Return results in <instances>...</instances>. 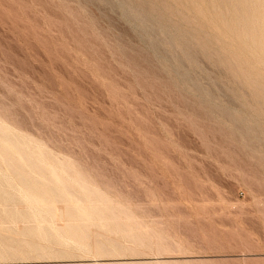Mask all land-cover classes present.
Returning <instances> with one entry per match:
<instances>
[{"label": "rangeland", "instance_id": "obj_1", "mask_svg": "<svg viewBox=\"0 0 264 264\" xmlns=\"http://www.w3.org/2000/svg\"><path fill=\"white\" fill-rule=\"evenodd\" d=\"M155 1L0 0V124L2 123L4 127L6 126L4 124H8L7 128L11 126V132H14V128L19 134L28 135V137L22 135L26 139L30 136L32 139H29L33 143L42 142L43 147L46 146L45 149H49V153L46 152L48 155L50 154L47 156L48 162L50 159V164L54 165L53 161H56L55 164H57V161L62 158L61 160H65L64 162L70 168L78 166L76 169L80 168L79 172H83L89 178L90 181H87L88 179L83 176L87 183L91 185L94 183L93 185L98 186L103 193L109 194L107 196L112 202L118 201L119 205H123L122 207L129 208L130 214L133 213V217L136 215V222L139 221L140 224L143 221L141 229L146 231L138 229L140 228L139 224V227L134 226L137 223L131 224L135 221L128 222L130 225L123 223V221L127 223L126 219L131 215L125 216V218L122 213L120 214L122 216L119 217H124L125 220L121 218L123 224H117V227L114 223L113 228L119 230L125 228L126 230L128 226L137 227L134 230L131 227L132 233L130 234H134L138 238L140 236L141 239L144 238V241L150 240L154 246L157 243H162L168 248L164 250H159L156 247H147L148 249H146L145 246L142 248L137 246V248L134 243L138 238L133 240L127 232L121 230L119 234V230L114 231L113 228V230L108 228L109 232L104 231V233L103 225L106 224L101 223L104 227L102 228L101 224L98 225L92 221L93 227L90 226L92 223L88 225V230L89 226L91 230L88 233L91 234L85 236L88 238V242L84 239L88 249L87 247L78 249L76 247L80 245L78 243L76 246L73 245L72 243L76 241L73 238H69L70 241L65 242L54 237H44L42 230L47 228L48 221H41L39 219L41 217L38 218L39 220L31 217V219L35 218V220L32 219L33 221L26 218L28 219L26 221V211L24 210L27 209L26 203L16 199L15 202H9L11 204L0 203V206L3 204V207L12 208L11 213H13L9 214L10 216L5 214L7 217L3 219L5 213L3 212L0 217L3 219L0 220L2 221L0 225L4 227H0L1 233L7 240H1L0 264H142V262L143 264H145L144 262L146 264H161L162 262L165 264L164 261L171 264H185L186 262L190 264H264V102H262L264 97L261 101L259 100L264 93L262 94V91L259 90L260 85H263L260 81L261 77L257 80L253 73L255 71L258 75L260 72L259 76H263L264 57H262V53L264 54V52L261 51L264 47H261L260 43L255 45L253 42L252 44L251 37L247 33V36L244 35L247 31H243L241 24L242 20L246 19L245 15L247 16L250 12L251 16H248L253 17L252 14L261 9L259 13L262 15L264 0L262 3L259 1L261 4L254 0L255 4L259 3V9L254 8L256 5H253V1L251 4L249 0L244 3V5L248 3L247 6L238 5V7H235L237 6L235 4L240 2L242 5L244 0H236L238 3L234 0L235 4L231 1L229 3V0H221L225 3L215 0L217 4L220 3L218 5L212 0L216 6L221 4L226 6V3L235 5L234 9L233 5L231 7L222 5L225 9L221 6L220 10L215 6L216 11L210 0H203L204 3L201 0H198L200 2L194 0L199 8L202 7L201 10L195 9L194 5L196 4L192 0H164V3L167 4L171 1L170 5L165 4L167 9L164 7L163 1L159 0L158 4ZM172 1L174 2L172 3ZM178 1L180 2L178 3ZM183 1H188V3L185 2V4ZM190 1L193 4H190ZM150 2L154 5L152 6ZM202 3L204 5H201ZM249 3L253 6H251L253 10L258 9V11H251ZM130 4L136 8L130 7ZM140 4L141 7H139ZM142 4L148 7H144ZM160 4L164 9L159 6ZM187 4H190L191 9L193 7L194 13L193 9L187 10L189 8ZM209 4L212 6L209 7ZM181 5L187 8L185 9L187 12L184 11V7L182 8L185 15L180 8ZM241 7L248 13L243 12ZM156 8L158 11L160 10V13H157ZM204 8H206L205 11L202 10ZM208 8L209 10L212 8L213 12L212 10L208 11ZM226 8L229 13L230 10L236 11L237 8V13L242 12V15L239 14L242 19L237 18L238 14L234 16L236 14L234 11H231V13H235L232 14L234 18H230L231 15ZM168 9H172L174 12V14L172 10V14L168 12L169 17L182 11L181 15L177 13L181 17L175 15L174 20L170 19L167 17ZM222 9L226 10L227 14L224 11L223 13ZM150 10L152 13L155 11V14H150ZM163 10H166V14ZM196 10L201 11V14L198 12V15H195ZM217 10L221 11L219 15L224 14L228 20L233 19L234 21L237 18L234 24L233 21L228 24L230 21L227 20L228 23L225 25L226 18L218 16ZM214 11L216 14L213 16ZM209 12H212L211 16ZM141 14L142 16H140ZM155 15L160 17L157 19ZM165 15L167 16L165 17ZM255 15L258 16V13ZM184 16L189 19L192 16L197 17L196 20H199L201 25L192 17L191 20L195 22L190 20L191 28L194 27V23L198 28H193L191 33L190 24H187L189 19L186 18L188 22L185 23ZM136 17L140 19L138 18V20ZM148 17H152V19ZM163 17L165 19H161ZM176 17L178 19H175ZM149 19L151 23L148 22ZM153 19L154 21L156 19L159 25H155L157 23L154 24ZM159 19L163 20V26ZM248 19L247 17L246 20ZM178 20L179 22L183 20L180 26L178 25L180 23H177ZM210 20L213 23H210ZM214 20L219 21L218 26H214L217 24ZM223 20L222 24L225 27L219 25ZM174 22L180 27L176 26L179 29L173 28L176 25ZM144 23L147 24L144 25ZM166 23L168 25H164ZM232 24L238 27V30L241 26L239 32L240 37L245 36L243 37L244 41L238 35L234 37L236 36L233 29L235 27ZM172 25L174 26L170 31ZM202 25H204L203 28ZM156 26H158L157 31ZM161 26L164 27L163 30ZM212 26L214 27L212 28ZM227 26L230 28L228 29ZM167 27L170 30H167ZM199 28L203 31L198 30ZM214 28L217 31L213 32ZM217 28H221L220 31ZM222 29L224 31H221ZM227 29L231 30V36L230 33H227L229 32L226 31ZM151 31L153 32L151 33ZM168 31L175 37V33H178L179 39L174 37V40L181 42L182 39H185L184 43L181 42L183 46L179 42L177 44L181 45V52V47L176 45L177 41L173 42L172 36L167 34ZM221 32L227 35L225 36ZM235 32L239 34L237 30ZM213 33H219L218 39ZM192 34L194 35L192 38L196 39L198 36L202 38L204 35L203 38L206 40L200 38L201 42L195 39V47L189 49V46H193L191 44L195 42L191 38L189 39ZM196 34H198L197 37H195ZM167 35L171 38H168ZM210 36H214L218 41L222 40V43L213 40L214 38L212 39ZM219 36L221 37L219 38ZM247 37L250 38L251 43ZM209 38L213 40L214 44L210 40L207 41ZM224 38L230 40L232 44L230 42L228 44V41H226L227 44H223ZM237 38L241 39L243 43L236 40ZM245 38L248 39V42H245ZM166 41L170 42L172 46L169 43L167 47ZM186 41L192 43L188 42V44ZM203 41L205 42L203 43ZM198 42L202 43L201 46L205 44V47H200ZM218 43L219 45H217ZM215 44L221 48L220 51L218 48L217 52L213 49L217 47ZM230 44L233 47H230ZM234 44L237 46L245 44L247 49L255 45L252 49L253 51L256 49L254 54L257 58L250 50L248 59L247 52H245L247 49L243 47L240 51L241 47L238 46L237 49ZM221 45L223 47L226 45L225 48L230 47L229 49L224 48L227 53L230 52V55L236 52L233 55L235 57L228 58L229 53H222L224 50L223 47H219ZM175 46L176 49H174ZM171 47L175 51L178 48L177 52L181 54L168 49ZM196 48H200L201 51ZM184 49L185 51H183ZM189 50L190 52L197 50L199 53L191 52L192 54L196 53L194 54L196 57L193 55L192 59V55L190 57L187 53ZM202 51L212 52H208L209 56H206ZM260 52L262 58L258 56ZM209 53L214 56L212 57ZM217 53H221V56ZM244 53L246 56L242 58ZM236 54L238 57L242 55L239 59L242 58L244 61L238 59L240 64L236 61L238 58ZM186 55H189V58ZM220 57L226 58L227 62ZM190 58L193 61L187 60ZM194 58L198 60L194 61ZM254 58L257 61L260 59V64H256L252 60ZM184 59L187 60L186 63ZM229 59L235 60L234 64H239L240 71L237 70L236 66L238 65H234L233 61L228 63ZM174 60L175 63H173ZM219 60L229 64L225 63L228 67L231 64V73L233 70L242 73V67L246 78L243 74L245 79L242 78L243 76L237 71L233 72L231 76L229 68L224 67V63H220ZM249 63L260 66L263 70L256 72L259 67L257 68L255 65H251L252 69H249L250 66H246L250 65ZM252 66H255L257 70L256 68L254 70ZM246 68L252 70H248L252 74L247 73ZM248 74L253 75V77L250 76L252 82L256 79L255 83L260 84H257V88H253L256 87L253 86L254 83L250 85L252 82L249 83ZM235 75L241 83L237 78H233ZM257 75L256 77H258ZM243 80L248 84L244 83V86ZM194 84L196 88H194ZM249 86L250 89L253 86L252 90H249ZM261 88L263 89V87ZM256 91H258L257 94H255ZM258 93H261L262 96ZM248 98L250 99L248 100ZM230 111L234 112L233 116L231 113L229 114ZM252 111H254V115ZM259 112L263 114L261 115ZM241 113L247 120L250 119L251 125L255 123L257 125L248 124ZM241 116H243L242 119ZM249 116L257 117L252 121V118H248ZM231 117L234 118L231 119ZM256 119L259 122L254 121ZM14 133L19 135L16 131ZM6 134L0 133L1 136ZM50 152L54 156L51 157ZM67 159L71 162L67 163ZM73 161L77 163V166ZM1 164L3 166V162ZM4 166H6L5 163ZM4 166L3 168H6ZM73 171L77 172L74 169ZM83 174L81 173V176ZM14 179L16 180V178ZM15 180L13 181L15 183L11 181V183L9 182L10 186L5 187L7 188L6 192L8 190L14 194V191H18L16 188L22 186L18 180ZM10 188L12 189L10 190ZM1 200L3 201L0 198ZM18 204H25L26 208L22 205L18 206ZM63 204L64 201H61V205L57 202L60 212L66 210V206H64L66 204ZM11 205L15 207L13 208ZM9 209L5 210L10 211ZM0 211L2 213L3 208H0ZM20 211H25L22 213H25L24 218ZM17 214L19 215L17 216ZM12 215L13 219H11ZM19 216H21L20 219H18ZM65 216L66 214L59 215L57 217L59 220L56 218L53 225L63 228L69 219V217L66 219ZM131 217L129 218L131 219ZM31 226L44 227L40 229L41 236L29 234L31 232L29 230L33 228ZM24 228L25 230H23ZM23 231L24 233H21ZM26 231L27 233H25ZM47 231L48 228L45 233ZM134 231L137 235L143 231L142 236L140 234L137 236L133 233ZM114 232L116 233L114 234ZM15 233H18L19 237ZM2 235H0V239ZM10 241L12 242L9 243ZM23 241L25 243L27 241V246ZM111 241L123 242L125 250L109 249L111 251L109 254L110 251L99 249V253L95 249L98 243L100 245L103 242L111 243ZM3 242L9 246L12 244L9 248L16 247L7 250L8 246L6 247ZM18 243H22L21 246ZM32 244H35L37 249L43 246L44 250H42L43 247L42 249L40 247L36 251ZM2 245L6 249H3ZM133 247H136L135 250ZM19 248L20 250H18Z\"/></svg>", "mask_w": 264, "mask_h": 264}, {"label": "bare ground", "instance_id": "obj_2", "mask_svg": "<svg viewBox=\"0 0 264 264\" xmlns=\"http://www.w3.org/2000/svg\"><path fill=\"white\" fill-rule=\"evenodd\" d=\"M119 1H121V0H119ZM128 1H130V0H128ZM157 1V2H156ZM155 2H156V4H158V1L159 0H156ZM164 5L165 4H167L166 2L164 3V0H160ZM159 1V2H160ZM169 1V0H168ZM175 1H177V0H175ZM189 1V0H188ZM188 1H183L184 3L185 2H187L188 3ZM194 3H195V1L194 0H192ZM196 1H198V0H196ZM202 2H203V0H201ZM217 2L219 1V0H216ZM216 1L214 0V2H215V4H217L216 3ZM221 1V0H220ZM225 1V0H224ZM224 1H221V2H224ZM230 1L231 2H233L234 4H235V2H234V0L232 1V0H229V3H230ZM236 1V0H235ZM239 1V0H238ZM251 1H253L254 2V8H258L259 9V7H260V5H259V3L261 2L262 3V0H257V2H259L258 3V5H259V7H258V5L257 4H255V1L254 0H249V2H251ZM123 2V1H122ZM121 2V3H122ZM133 2V1H132ZM132 2H129V3H132ZM171 2V1H170ZM170 2H168V4L170 3ZM174 1H172V3H173ZM180 1H178V3H179ZM191 2V1H190ZM198 2H200V1H198ZM212 2V3H211ZM228 2V1H227ZM245 2H248L247 0L245 1L244 0V2H242L243 4L241 5L240 4V2H239V4H235V5H237V6H235V5H233L232 3V5H233V9L235 8V7H238V5L239 6H245L246 4L248 5V3H246L245 5H244V3ZM264 2V1H263ZM142 3H144V2H142ZM151 4H152V2H150ZM149 3V4H150ZM161 3V4H162ZM204 3V2H203ZM201 4V5H204V4ZM206 3H207V1H206ZM210 3L213 5L214 3H213V1L212 0H210ZM225 3V2H224ZM229 3L227 4L226 3V6H225V4L223 5V4H221L220 6H216L215 4H214V6H212V5H210L209 4V7L210 6H212L213 8L216 6V7H218L219 8V10L221 9L220 7L223 5V6H225V7H227V5H229ZM236 3H238L237 1H236ZM260 3V4H261ZM124 4V3H123ZM135 4V3H134ZM134 4H132V5H134ZM136 4H138V3H136ZM135 4V5H136ZM148 4V5H149ZM151 4H150V6H151ZM161 4L159 5V6H161ZM167 4V5H168ZM171 4V3H170ZM169 4V5H170ZM186 4V3H185ZM184 4V5H185ZM190 4H193L192 2L190 3ZM190 4H187V5H189V8L191 7L190 6ZM196 4V3H195ZM218 4H220V3H218ZM217 4V5H218ZM250 4V3H249ZM251 4H252V2H251ZM250 4V6H249V9H251V11L253 10L252 8H251V5ZM128 5V4H127ZM143 5V4H142ZM147 5V4H146ZM154 4H152V6H153ZM174 5H175V3H174ZM232 5H229L230 7L232 6ZM246 5V6H247ZM123 6V5H122ZM144 7H148V6H145V5H143ZM142 6V7H143ZM152 6H151V9H152ZM156 6V5H155ZM158 6V5H157ZM156 6V7H157ZM163 6V5H162ZM161 6V7H162ZM178 6V5H177ZM180 6V5H179ZM193 6V5H192ZM194 6H196V8L195 9H199V10H201V8L202 7H198V4H196V5H194ZM222 6V7H223ZM235 6V7H234ZM262 6V5H261ZM124 7H126V5L124 4ZM123 7V8H124ZM130 7H135V6H131V4H130ZM139 7H141V4H140V6ZM165 8H166V5L164 6ZM164 7H162L163 9H164ZM184 7V11L185 12H187V10H192L193 9V7H192V9L190 8H185V6H183ZM182 5H181V10H182ZM188 7V6H187ZM198 7V8H197ZM253 7V6H252ZM128 8V7H127ZM136 8V7H135ZM150 8V7H149ZM179 8V7H178ZM246 8V7H245ZM125 9V8H124ZM130 9V8H129ZM155 9V8H154ZM167 9V8H166ZM173 10L175 9V8H172ZM172 9H168L169 11H167V13L168 12H170V14H172L171 13V10ZM177 9V8H176ZM185 9H187V10H185ZM205 9L206 8H204V9H202L203 11H205ZM215 9V11H216V9L217 8H214ZM223 9H225L224 7H223ZM221 10L222 12L224 11V10ZM228 9H230V8H228ZM230 10V13H229V11L227 10V8H226V10L228 11V13L231 15V17L230 18H232L233 17V13L234 12H236V14L234 15V16H236L237 14V18L238 17H240V19H242V17H241V15H242V12L241 13H237V8H236V11L235 10ZM242 9H244V8H242L241 7V10ZM248 9V10H249ZM258 9L256 10V9H254L253 10V12H255V11H258ZM132 10V9H131ZM173 10H172V12H173ZM178 10V9H177ZM199 10L197 11L196 10V14L195 15H198V12H199ZM210 10H212V12H213V9L212 8H210ZM209 10V8H208V11H210ZM224 11V12H226V14H227V11ZM240 10V8H239V11H241ZM127 11V10H126ZM134 11V10H133ZM133 11H131V12H133ZM147 11V10H146ZM148 11H149V9H148ZM147 11V12H148ZM151 11V10H150ZM156 11H158L157 10V8H156ZM164 11V10H163ZM166 11V10H165ZM165 11H164V13H165ZM183 11V10H182ZM182 11H181V13H182ZM184 11H183V15H185V13H184ZM208 11H206L207 12V14H208ZM215 11H214V13H212V12H209L210 13V16H211V13L213 14V16L216 14L215 13ZM221 11H219L220 13H221ZM231 11H234V12H232L231 13ZM243 12L245 11V12H247L248 13V11L245 9V10H242ZM263 11V10H262ZM175 12H176V10H175ZM179 12H180V10H179ZM189 12V11H188ZM206 12H205V14H206ZM217 12H218V10H217ZM218 12V16H221V15H219L220 13ZM223 12V13H224ZM250 12V11H249ZM259 12H261V9L257 12L258 13V16L260 15V17H258L257 15H255L254 16V14H257L256 12L255 13H253L252 15H253V17H249V16H251V15H245V18L247 19V17L249 18L248 20H246L245 18V20H242L243 21V23H241L242 24V29H243V31H247V32H245L244 33V35H246V33L249 35V37H251V39H252V44H253V42H255L254 44L256 45L257 43H260L262 46L261 47H264V12L262 13V15H261V13H259ZM150 14L152 13V11L151 12H149ZM148 13V14H149ZM157 13H160V10L157 12ZM156 13V14H157ZM161 13H162V10H161ZM178 13V12H177ZM177 13H175V15L176 16H178V17H181V16H179V15H177ZM181 13H178V14H180L181 15ZM193 13H194V9H193ZM128 14V13H127ZM146 14V13H145ZM152 14H155V11H154V13H152ZM166 14V13H165ZM173 14H174V12H173ZM199 14H201V11L199 12ZM203 15H205L204 13H202ZM225 14V15H226ZM228 14V15H229ZM239 14H241V15H239ZM245 14V13H244ZM147 15V14H146ZM145 15V16H146ZM175 15H173V17H172V15H170V17H169V13H168V16L167 15H165V17L167 16V17H169L170 19L172 18H174L175 17ZM192 15V14H191ZM227 15V16H228ZM139 16V15H138ZM140 16H142V14L140 15ZM144 16V17H145ZM151 16V15H150ZM153 16V15H152ZM156 16V15H155ZM154 16V17H155ZM163 16V15H162ZM187 16V15H186ZM188 16H190V15H188ZM187 16V17H188ZM199 16H202V15H199ZM199 16H198V19H200L199 18ZM217 16V15H216ZM160 16L158 15V17L156 16V18L158 19ZM183 17V16H182ZM185 17V16H184ZM187 17H185V19L187 18ZM193 17V19L195 20V21H197L196 20V18H194V16H192ZM192 17H190L191 19H192ZM203 17V16H202ZM209 17V16H208ZM221 17H223V19H224V17L226 18L225 20L227 21L228 19H227V17L226 16H224V14H222V16ZM220 17V19L222 20V18ZM244 17V16H243ZM137 18V17H136ZM139 18V17H138ZM137 18V19H138ZM146 18V17H145ZM144 18V19H145ZM148 18H150V17H148ZM210 18H215V17H210ZM217 18V17H216ZM234 18V17H233ZM236 18V19H237ZM140 19V18H139ZM138 19V20H139ZM147 19V18H146ZM150 19H152V17L150 18ZM150 19L148 20V22H150ZM161 19H165L164 17L163 18H161ZM167 20H168V18H166ZM175 19H178L177 17L175 18ZM180 20H181V18H179ZM183 20H184V18H182ZM187 19H189V18H187ZM187 19L185 20V23H187L188 21H189V23H187V24H190V28L189 29H191V33H192V29L193 28H195V27H197V26H195L196 25V23H194L195 25H194V27L193 28H191V22H195V21H192L191 19H189L188 21H187ZM205 19H207L206 17H205ZM220 19H218V20H220ZM235 19V20H236ZM239 19V18H238ZM141 20H142V18H141ZM140 20V21H141ZM174 20V19H173ZM173 20H171V21H173ZM182 20V21H183ZM190 20H191V22H190ZM202 20V19H201ZM204 20V19H203ZM217 20V19H216ZM216 20H214L217 24H214V26L215 25H217L218 26V22L216 21ZM220 20V21H221ZM234 20V21H235ZM144 21V20H143ZM157 20L155 19V21H154V19H153V23L155 24V22H156ZM159 21H160V19H159ZM176 21V20H175ZM182 21H180L179 22V20H178V22L177 23H180V24H178L179 26L182 24L181 22ZM199 21V20H198ZM197 21V22H198ZM207 21V20H206ZM225 21V22H226ZM228 21H230V23H228ZM226 23H225V25L228 23V24H231V22L233 21V19L231 20H228ZM234 21H233V24H234ZM239 21V20H238ZM142 22V21H141ZM161 22V24L162 23H164L163 22V20L162 21H160ZM168 22H169V20H168ZM212 21L210 20V23H211ZM214 22V23H215ZM151 23V22H150ZM150 23H149V25H150ZM157 23V22H156ZM175 23V22H174ZM177 23H175L176 25H175V27H173L174 25H172L171 26V30H170V28H168L167 27V30H170V31H172V27L173 28H177L176 26H178L177 25ZM199 23V22H198ZM197 23V24H198ZM204 24H205V22H203ZM209 23V22H208ZM209 23V24H210ZM213 23V22H212ZM222 23H224V20H223V22H221V24L219 23V25H223ZM240 23V22H239ZM143 24V23H142ZM147 24V23H146ZM145 23H144V25H146ZM153 24V25H154ZM173 24V23H172ZM184 24V23H183ZM209 24H208V26H209ZM232 24V25H233ZM236 24V23H235ZM152 25V24H151ZM155 25H159V23H157V24H155ZM154 25V26H155ZM164 25H168L167 23L166 24H164ZM199 25H201L200 23H199ZM198 25V26H199ZM206 25V24H205ZM210 25H212V24H210ZM162 26H163V24H162ZM161 26V27H162ZM178 26V27H179ZM203 26L204 25H202V28H203ZM214 26H212V28L214 27ZM216 26V27H217ZM228 26H230V25H228ZM227 26V27H228ZM234 26V25H233ZM233 26H231V27H233ZM157 27V29H156V31L158 30V26H156ZM169 27H170V25H169ZM183 27H186V26H183ZM221 27V26H220ZM223 27H225L224 25H223ZM235 27V26H234ZM146 28V27H145ZM160 28V27H159ZM163 28L164 27H162V30H163ZM180 28V27H179ZM179 28H177V29H179ZM198 28V27H197ZM196 28V29H197ZM208 28V27H207ZM222 28V27H221ZM220 28V29H221ZM230 27H228V29H229ZM161 29V28H160ZM189 29H187V30H189ZM196 29H194L195 31H198V30H202V29H198V30H196ZM216 28H214V31L213 32H215V31H217V30H215ZM218 29V28H217ZM220 29H218L219 31H220ZM226 29V28H225ZM226 30V31H229V30ZM234 29V33H235V35L236 36H234L233 34H232V37L234 36V37H237V35L239 36V38H241V39H243V37H245L243 34H241V35H243V37L241 36L240 37V30H241V26H240V28H239V30H238V27H235V28H233ZM233 29L231 28V30H232V32H233ZM239 32V34H237L235 31L236 30ZM161 30V31H162ZM167 30L166 29H164V31H166L167 32ZM173 30H175V29H173ZM210 30V29H209ZM208 30V31H209ZM213 30V29H212ZM231 30L229 31V32H227L228 34L231 32ZM155 31V30H154ZM160 31V32H161ZM164 31H162V32H164ZM170 31H168V33L167 34H170L169 32ZM186 31V30H185ZM184 31V33H186ZM203 31V30H202ZM207 31V30H206ZM207 31V32H208ZM221 31H224L223 29L221 30ZM153 31H151V33H152ZM187 32H189V31H187ZM205 32V31H204ZM150 33V32H149ZM158 33H159V31H158ZM165 33V32H164ZM173 33V32H172ZM196 33V32H195ZM198 33V32H197ZM199 33H201V32H199ZM209 33H211L210 31H209ZM220 33V32H219ZM219 33L217 34V33H213L214 35H215V38H216V36L217 35H219ZM222 33V32H221ZM260 33V34H259ZM163 34V33H162ZM190 34V33H189ZM207 34V33H206ZM205 34V35H206ZM213 34H211V35H213ZM222 34H224L225 36L227 35V34H225L224 32L222 33ZM151 35V34H150ZM153 35V34H152ZM161 35V34H160ZM171 35V34H170ZM175 35H176V37L174 36V34L173 35H171L172 36V38H173V42H175V41H177L176 39L174 40V37L175 38H178L179 39V36H178V33L176 34L175 33ZM181 35V34H180ZM185 35V34H184ZM197 35L198 34H196V36L195 37H197ZM221 35V34H220ZM156 36H159V35H156ZM168 36V35H167ZM178 36V37H177ZM187 36V35H186ZM188 36H190V35H188ZM192 36L194 37V35L192 34L191 35V37H189V39L191 38V40H194L195 42H194V44H191V45H193V46H189L190 48L189 49H191V47H192V49H193V47H195L194 45L196 44V40L198 39V41L200 40V38H201V36L199 37L198 36V38L196 39V38H192ZM230 36H231V33H230ZM247 36V35H246ZM161 37V36H160ZM163 37V36H162ZM164 37H166L165 35H164ZM182 37V36H181ZM204 37V35H202V38L201 39H204L203 38ZM206 37V36H205ZM210 37H212V36H210ZM221 36H219V38H220ZM228 37V36H227ZM249 37H247V38H245V42L248 40L249 42H250V38ZM168 38H171V37H169L168 36ZM168 38H167V40H168ZM183 38H186V37H183ZM206 38H208V36L206 37ZM214 38V36L212 37V39ZM213 39V40H216V41H218L217 39H218V36H217V39ZM226 38V37H225ZM224 38V41H223V44H225L226 43V41H228V39H225ZM155 39H157L156 37H155ZM196 39V40H195ZM222 39V38H221ZM230 39H231V37H230ZM233 39V38H232ZM241 39H236V40H239V41H241ZM161 40V39H160ZM163 40V39H162ZM161 40V41H162ZM165 40H166V38H165ZM181 40V39H180ZM185 39H182L181 40V42H183ZM186 40H188V38H186ZM190 40V41H191ZM204 40H206V39H204ZM208 40H210V38L209 39H207V41ZM213 40H210L211 42H213ZM235 40V39H234ZM235 40V42H233V43H235V44H237V41ZM157 41V40H156ZM164 41V40H163ZM169 41H170V39H169ZM172 41V40H171ZM201 41V40H200ZM233 41V40H232ZM243 41H244V39H243ZM247 41V42H248ZM159 42V41H158ZM168 41H166V46H167V44L169 45V43L170 42H168ZM179 41H177V43H176V45L177 44H181V42H179ZM189 41H186V43H188ZM202 42V41H201ZM205 41H203V43H204ZM209 42V41H208ZM218 42H221L222 43V40L221 41H218ZM229 42L231 43V41L229 40L228 41V44H229ZM242 42V41H241ZM240 42V43H241ZM184 43V42H183ZM182 43V44H183ZM185 43V44H186ZM189 43H192V42H189ZM188 43V44H189ZM198 43H200V42H198ZM207 43V42H206ZM215 43H217V42H215ZM243 43V42H242ZM251 43V42H250ZM171 44V43H170ZM181 44V45H182ZM201 44L202 43H200V47H202L203 48V46L205 45V44H203V46H201ZM208 44V43H207ZM211 44V43H210ZM213 44H214V42H213ZM222 44V45H223ZM227 44V43H226ZM232 44V43H231ZM229 45L230 47H233L232 45ZM234 44V45H235ZM246 44V43H245ZM245 44H244V46H240V44L238 45V46H240L241 48H239L237 45H235V46H237V47H235V48H239V50L241 49H243V47L245 48V49H247L246 48V46H245ZM259 44V45H260ZM175 44L173 43V46H174ZM181 45L179 46V45H177L178 47H181ZM198 45V44H197ZM217 45H219V43L217 44ZM216 44H215V46H217ZM219 46V47H223V46ZM248 45H249V43H248ZM254 45V46H255ZM170 46H172V44L170 45ZM183 46V45H182ZM199 46V45H198ZM206 46H208V45H206ZM249 46H251V45H249ZM254 46H252V47H254ZM258 46V45H257ZM168 47V46H167ZM166 47V48H167ZM205 47V46H204ZM225 47H226V45H225ZM225 47H223L222 49L224 50V48ZM230 47H228V48H225V49H229ZM252 47L250 48V49H247V50H249V51H245V50H243V51H245V52H247V57H248V52H250V50H252L251 52H253V54H254V52L256 51V49H255V51H253V49H252ZM208 48H209V46H208ZM211 48H213V47H211ZM218 48V46L216 47V48H213L216 52H217V49ZM249 48V47H248ZM258 48L261 50V48H260V46H258ZM258 48H257V50H258ZM168 49H170V50H174V49H176V46H175V48L173 49L172 47L171 48H168ZM186 49V48H185ZM185 49L183 50V51H185ZM188 49V48H187ZM186 49V50H187ZM196 49H200V48H196ZM219 49V51H220V49L221 48H218ZM232 49V48H231ZM236 49V50H237ZM263 49V48H262ZM181 50H182V47H181V49H180V52H181ZM203 50V49H202ZM205 50V49H204ZM208 50V49H207ZM213 50V51H214ZM235 50V51H236ZM239 50H237L238 51V53H240L239 52ZM240 50V51H241ZM264 50V49H263ZM261 51V52H264V51ZM175 51V50H174ZM177 51H178V48H177ZM177 51H175V52H177ZM197 50H192L191 52L193 53V52H196ZM199 51H201V49L199 50ZM222 51V50H221ZM228 51V50H227ZM233 51H234V48H233ZM259 51V50H258ZM178 53L179 55L181 54V53ZM190 52V50H189V52H187L189 55H190V57H191V55H192V59H193V57L195 56L194 54H196V53H194V54H192ZM198 52V51H197ZM202 52H205V51H202ZM207 52V53H206ZM205 52V54H206V56H209L208 55V52H212V51H206ZM226 52V50H224V52L222 51V53H225ZM250 52V53H251ZM261 52L258 54V56L260 57V58H262V57H264L263 55V53H262V57L260 56L261 55ZM172 53H174V52H172ZM199 53V52H198ZM209 53V54H210ZM229 53V55H227L228 56V58L231 56H233L236 52H234V54L232 53V55H230V52H228ZM227 52H226V54H228ZM242 53V52H241ZM256 53V52H255ZM183 54V53H182ZM200 54H203V55H205L204 53H201L200 52ZM217 54H219V53H217ZM221 54V53H220ZM219 54V55H220ZM225 54V55H226ZM189 55H186V56H188V58H189ZM194 55V56H193ZM210 55H212V57L214 56L213 54H210ZM215 55H216V53H215ZM219 55H218V57H219ZM238 54H236V56H237ZM240 55V54H239ZM243 55V56H242ZM242 55H240L239 57H241L242 56V58H244V56H246L245 55V53L244 54H242ZM185 56V57H186ZM221 56V55H220ZM253 56V55H252ZM251 56V57H252ZM254 56L256 57V55L254 54ZM196 57V56H195ZM223 57H224V55H223ZM230 57V58H231ZM233 57H235V56H233ZM238 57V56H237ZM239 57L236 59V61L237 62H239V64H240V61H238V59H239ZM250 57V58H251ZM187 59L188 61L190 60V61H193L192 59ZM198 58V57H197ZM197 58H194L195 60L194 61H196V59ZM215 58H217L216 56H215ZM222 57H220V59H221ZM227 58V59H228ZM239 59V60H243V59ZM257 58V57H256ZM211 59V58H210ZM217 59H219V58H217ZM217 59H216V61H217ZM226 60V58H222V60ZM234 59V58H233ZM231 60V59H229L228 61V63H231L232 61H233V64H234V61L235 60ZM248 59H249V57H248ZM264 59V58H263ZM262 59V60H263ZM187 60H185L184 59V62L186 63V61ZM198 60V59H197ZM213 60V59H212ZM215 60V59H214ZM252 60H254V62L257 64V63H259L260 64V59L257 61V60H255V58L254 59H252ZM171 61V60H170ZM220 61V60H219ZM219 61H218V63H219ZM231 61V62H230ZM235 61V62H236ZM244 61V60H243ZM243 61L241 62L242 64H243ZM246 61H247V59H246ZM251 61V60H250ZM250 61H248V62H250ZM257 61V62H256ZM264 61V60H263ZM169 62V61H168ZM226 62H227V60H226ZM225 62V63H226ZM173 63H175V60H174V62ZM177 63V62H176ZM220 63H224V62H222V61H220ZM225 63L223 64V66L225 67V66H227V65H229V64H227V65H225ZM245 63V62H244ZM251 63H253V62H251ZM251 63H249L250 65H246L247 67H249V69L251 68V65H255V64H251ZM178 64H180V63H178ZM177 64V65H178ZM197 64V63H196ZM239 64H237V63H235L234 65H238V66H236L237 67V70H239L240 71V69L238 68L239 67ZM241 64V65H242ZM258 64V65H259ZM174 65V64H173ZM176 65V66H177ZM195 65V64H194ZM170 66V65H169ZM179 66V65H178ZM230 66H231V64H230ZM228 67L229 69V72L231 73V70H230V68L231 67ZM244 66V65H243ZM259 67V70H257V68ZM253 68H254V70H255V68H256V72H259V71H262L263 69L262 68H260V66H257V65H255ZM264 65H262V67H263ZM173 67V66H172ZM180 67H181V65H180ZM241 67V66H240ZM232 68L234 69V67H233V65H232ZM245 69V68H244ZM247 69V68H246ZM249 69H247V70H245V71H248ZM252 69V68H251ZM204 70V69H203ZM228 70H226V71H228ZM236 70V71H237ZM235 71V72H236ZM249 71H252V70H249ZM249 71L247 72V73H249ZM264 71V70H263ZM234 72V70L232 71V73ZM234 72V73H235ZM241 72L242 73H240V72H238L237 71V73L239 74H243L244 72H243V70H242V67H241ZM230 73H228V74H230ZM230 74L231 76L233 75V74ZM237 73H236V75H237ZM255 75H254V77L257 79V80H259L260 79V77H261V79H260V81H262V84L263 85H260L258 82H257V84H259L261 87H263V89L261 88V87H259V90L260 91H262V94L264 93V83H263V76H264V73H262L263 74V76H259V74H260V72L258 73V75H257V73H255V71L253 72ZM249 74H252L251 72L249 73ZM248 74V76H247V79L249 80V83H251L252 82V80H251V77L250 76H252L253 77V75H249ZM236 75H235V77H233V78H237L236 77ZM240 75V76H241ZM243 75H245V74H243ZM242 75V76H243ZM256 75L258 76V77H256ZM261 75V74H260ZM191 76V75H190ZM238 76V75H237ZM263 77V78H262ZM242 78H244V76L242 77ZM245 78H246V75H245ZM244 78V79H245ZM239 79L240 80H242L240 77H239ZM254 80L253 82H252V84H250V85H253V83H254V85L253 86H256V87H253L254 89L255 88H257L258 86H257V84L255 83V81H257V80ZM189 80V79H188ZM237 80H238V78H237ZM195 81V80H194ZM239 81V80H238ZM237 81V82H238ZM244 82H243V85H244V83L246 82L245 80H243ZM240 82V81H239ZM241 83V82H240ZM248 84V82L247 83H245V85H247ZM244 85V86H245ZM194 86V88H196L195 86V84L193 85ZM198 87V86H197ZM252 87H251V89H250V86L248 87L249 88V90H252ZM244 88H246V87H244ZM254 89H253V91H254ZM262 89V90H261ZM257 90V89H256ZM253 91H251V92H253ZM259 91V92H260ZM250 92V93H251ZM257 92L258 91H256V93L255 94H257ZM208 94V93H207ZM252 94H254V93H252ZM254 94V95H255ZM261 95L262 96V94L261 93H258V95ZM257 95V96H258ZM256 96V97H257ZM251 97H253L252 95H251ZM256 97H254V99L256 98ZM264 97V94H263V96L261 97V99H259L260 101L262 100V98ZM215 98V97H214ZM241 98V97H240ZM259 98V97H258ZM250 98H248V100H249ZM257 99V98H256ZM258 100V101H259ZM209 101V100H208ZM256 101V100H255ZM259 101V102H260ZM258 102V103H259ZM262 102H264V101H262ZM222 106V105H221ZM243 107V106H242ZM219 108V107H218ZM248 108V107H247ZM238 110V109H237ZM258 110V109H257ZM257 110H254L255 112L257 111ZM250 111V110H249ZM254 111H252V114L254 113ZM258 111H260V109L258 110ZM239 112V111H238ZM241 112V111H240ZM262 112V111H261ZM232 114V116H233V113H232V111H230L229 112V114ZM237 113V112H236ZM235 113V114H236ZM260 113V112H259ZM242 114V113H241ZM250 114V113H249ZM261 115L263 114V113H260ZM243 115V114H242ZM254 115V114H253ZM252 115V116H253ZM257 116H258V113L256 114ZM231 116V115H230ZM239 116V115H238ZM244 116V115H243ZM243 116H241V119L243 118ZM256 116V117H257ZM263 116H264V114H263ZM236 117V116H235ZM255 117V118H256ZM230 118V117H229ZM234 118V117H233ZM232 117H231V119H233ZM238 118H240V117H238ZM244 118H245V116H244ZM248 118H252V117H248ZM254 118V117H253ZM253 118H252V121H253ZM254 118V119H255ZM231 119H229V120H231ZM237 119V118H236ZM235 119V120H236ZM246 119V118H245ZM258 119V118H257ZM257 119L256 120H254V121H257ZM237 120H239V119H237ZM250 120V119H249ZM249 120H245V121H247V123L248 124H250V121ZM1 122V121H0ZM257 122H259V121H257ZM263 122V121H262ZM235 123V122H234ZM244 123V122H243ZM252 123V122H251ZM236 124V123H235ZM256 125H257V123H255ZM254 124V125H255ZM260 124H261V122H260ZM260 124H258V125H260ZM263 124V123H262ZM4 125H6L5 127L3 126V124L1 123L0 124V133L1 134H5V133H7L6 135H0L1 137H2V139L0 138V198L1 199H3V201L1 202L0 201V203H6V202H11V201H14V200H16V199H18V201H22V202H24V203H26V207H27V209H24L25 211H20L21 212V214L23 213V212H25L26 213V217H25V219L26 218H30L29 220H32V219H34L35 220V218H37L36 220H43V221H48V226H47V228H48V231H47V233H45V230L47 229L46 227H45V230H42V232L44 231V237L45 236H48V238L50 237H54L55 239H58V240H60V241H70V239L69 238H73V239H75L76 241H74L72 244L74 245L75 244V246H76V244L78 243L80 246L78 247V245H77V247L76 248H80L81 249V247H87V243L86 242H88V238H86L88 235H90L88 232L89 231H91L90 230V226L92 225V227H93V222H95V223H98V225L99 224H101V223H103L104 222V224H106V225H103V224H101L100 226H104L105 227V230H103V232L105 231H107V232H109L108 231V228H110V229H112L113 228V226H114V223L116 224V226L118 227V225L117 224H123V223H125V224H129L128 222H133V221H135V222H133V223H131V224H134V223H137L136 225L134 224V226H138V224H139V221L138 222H136V215L133 217L132 216V214H130V212H131V210L128 208L127 209V207L126 206H124V207H126V208H124V207H122L123 205H119V203L120 202H118V205L116 204L117 202H115V201H113L112 202V200H110V198L107 196V195H109L107 192H105V193H103L101 190H99V188H98V186L96 187V186H94L93 184L91 185V184H89V183H87V181H90L89 180V178L88 177H86L84 174H83V172H81L83 175L81 176V173L79 172V170H80V168H79V170L78 169H76L78 166H77V163H75L74 161V163L76 164V168L75 167H73L72 168V166H71V168L69 167V165L68 164H66L64 161H62L61 159H59V161H57V164H55L56 163V161H53L54 162V165L53 164H50L49 162H50V159H49V162H48V159H47V156H50V154L48 155L47 154V152L46 151H48V153H49V149H45L46 148V146H45V148L43 147V143L42 142H37V143H33L30 139H32L30 136H29V138H25L26 136L28 137V135H24V134H22V133H20L19 134V132L17 131V130H15L13 127V130H14V132L16 131L19 135V137L17 136V134H15L14 132H11L12 131V129H11V126L10 127H8L7 128V126H9L8 124H4ZM251 125V124H250ZM253 125V124H252ZM251 125V126H252ZM253 125V126H254ZM238 126V125H237ZM262 127V126H261ZM264 127V126H263ZM247 129H248V127H246ZM250 126H249V130H250ZM5 132V133H4ZM256 133V132H255ZM22 135H24L25 137H23ZM7 140L6 142L4 141V140ZM29 139V140H28ZM264 139V138H263ZM36 142V141H35ZM260 142H262L261 140H260ZM8 143V144H7ZM264 143V142H263ZM52 155H51V157L52 156H54L53 155V153L52 152H50ZM56 156V155H55ZM50 158V157H49ZM56 158V157H55ZM52 159V158H51ZM68 161H70L71 162V160H69V159H67V163H68ZM3 162V166H4V163H5V165L6 166H4V167H6V168H3V166H2V163ZM26 169H27V171H26ZM73 169L74 170H77V172L79 173H77V172H75V171H73ZM81 171V170H80ZM13 175H15V176H13ZM83 176H85L86 177V179H88L87 181L85 180V178H83ZM14 178H16V180L14 179ZM12 179H14L15 181H19V183H21L22 184V186H16V185H14V186H16L15 188L18 190V191H14V194L12 193H10V192H8V190H7V192H6V189L7 188H5V187H7V185L8 186H10L9 185V182L11 183V181H12ZM13 180V181H14ZM12 181V182H13ZM13 183H15V182H13ZM91 183V182H90ZM20 185V184H19ZM13 186V187H14ZM12 187V186H11ZM76 187H78V188H76ZM12 188H10V190H11ZM112 199H114V198H112ZM115 200V199H114ZM5 201V202H4ZM61 201H64V204H66V205H64V206H66V210L64 211H61L60 212V210H59V208L57 207V202H59L60 203V205H61ZM15 202V201H14ZM115 202V203H114ZM12 203V202H11ZM11 203H9V204H11ZM17 203V202H16ZM63 203V202H62ZM2 204V205H3ZM7 204V203H6ZM1 205V206H2ZM5 205V204H4ZM13 205H15V203H13ZM20 204H18V206H19ZM22 206H24L23 204H21ZM20 205V206H21ZM0 206V208L2 209L3 208V211H2V213H0V217L3 215V212H5L4 213V217H3V219L4 218H6L7 216H10L9 214H13V213H11L12 212V208H10V207H8V208H6L5 206L3 207H1ZM12 206V205H11ZM16 206H17V204H16ZM13 207V206H12ZM15 207V206H14ZM13 207V208H14ZM25 207V206H24ZM23 207V208H24ZM25 207V208H26ZM9 209L10 211H6L5 209ZM5 210V211H4ZM130 210V211H129ZM16 211V210H15ZM14 211V212H15ZM1 212V211H0ZM17 212V211H16ZM20 212H19V214H20ZM24 213V214H25ZM122 213V215H124V217L126 216V217H128V215H131V216H129V217H131V219H133V220H131L129 217H128V219H126V221H127V223L126 222H124L123 221V223H122V221H121V218H123L124 219V217H119V216H122V215H120ZM124 213V214H123ZM2 214V215H1ZM5 214L7 215V216H5ZM16 214V213H15ZM15 214H14V216H15ZM19 214H17V216L19 215ZM20 214V215H21ZM24 214H22L23 215V218H24ZM66 214V219H67V217H69V221L67 220V225H63V228H58V227H55V225H53L54 224V221H55V219L59 216V215H65ZM13 215L11 216V219H13L12 217H14ZM20 217L21 216H19V218L18 219H20ZM31 217H35V218H32L31 219ZM39 217H41V218H39ZM125 217V218H126ZM15 218H16V216H15ZM39 218V219H38ZM60 218V217H59ZM134 218H135V220H134ZM3 219H0V220H3ZM10 219V220H11ZM28 219H26V221L28 220ZM58 219V218H57ZM130 219V220H129ZM59 220V219H58ZM57 220V221H58ZM61 220V219H60ZM125 220V219H124ZM138 220V219H137ZM25 221V220H24ZM25 221V222H26ZM33 221V220H32ZM93 221V222H92ZM0 222H2V221H0ZM61 222V221H60ZM60 222H59V224H60ZM65 223H66V221H64ZM143 222V221H142ZM141 222V223H142ZM32 223V222H31ZM89 223H92V224H90V226H89V230H88V225H89ZM139 224L140 225V228H138V229H140V230H145V229H141V225L142 224ZM145 223V222H144ZM57 224V223H56ZM61 224H63V223H61ZM146 224V223H145ZM5 225V224H4ZM34 225V224H33ZM96 225V224H95ZM127 225H125V226H127ZM130 225V224H129ZM2 225H0V227H1ZM29 226V225H28ZM35 226V225H34ZM38 226V225H37ZM65 226V227H64ZM99 226V227H100ZM102 226V228H104ZM112 226V227H111ZM133 226V227H134ZM3 227V226H2ZM8 227V226H7ZM13 227V226H12ZM31 227H33V226H31ZM106 227H107V229H106ZM120 227V226H119ZM123 227V226H122ZM130 226H128L127 228H126V230H125V228L124 229H121L122 230V232L124 231V232H127V234H130V233H132V230H134V229H136L137 227H135V228H133L132 226V228L130 227ZM139 227V226H138ZM147 227V226H146ZM4 228V227H3ZM14 228H16V227H14ZM27 228V227H26ZM34 228V229H33ZM31 230H29V231H31V232H29V234L30 233H33L34 235H36V234H39L40 236H41V234L42 233H40L41 231H40V229L41 228H44V227H41L40 226V228L39 227H33ZM97 228V227H96ZM101 228V227H100ZM129 228V230H127ZM1 229V228H0ZM98 229V228H97ZM109 229V230H110ZM114 229V231L115 230H119V229H116V228H113ZM112 229V230H113ZM132 229V230H131ZM153 229V228H152ZM5 230L7 231V229L5 228ZM9 230V229H8ZM10 230H12V229H10ZM23 230H25V228L23 229ZM27 230V231H28ZM102 230H100V231H102ZM112 230H110L111 232H112ZM121 230H119V234L121 233L120 231ZM1 231H2V229L0 230V233H1ZM4 231V230H3ZM27 231L25 232V233H27ZM136 231H138V230H136ZM136 231H134L133 233H135ZM146 231V230H145ZM5 232V231H4ZM8 232V231H7ZM10 232V231H9ZM14 232H17V231H14ZM20 232V231H19ZM104 232V233H105ZM139 232V231H138ZM137 232V233H138ZM142 233H143V231H141ZM11 233V232H10ZM21 233H24V231L23 232H21ZM116 232H114V234H115ZM141 233V234H142ZM148 233H149V231H148ZM16 235H18V233H15ZM112 234V233H111ZM113 234V235H114ZM136 234V233H135ZM139 234L140 233H138V235L137 236H139ZM140 234V235H141ZM0 235H2V233L0 234ZM4 235H6V234H4ZM23 235V234H22ZM25 235V234H24ZM34 235H33V238H34ZM70 237H69V236ZM87 235V236H86ZM95 235V234H94ZM97 235V234H96ZM99 235V234H98ZM110 235V234H109ZM134 234H130V235H128V236H130L133 240H135V239H137L138 237H136L135 235V237L133 236ZM21 236V235H20ZM29 236V235H28ZM67 236H68V238H67ZM86 236V237H85ZM103 236V235H102ZM121 236V235H120ZM127 236V237H128ZM142 236V235H141ZM2 238H3V235L1 236ZM18 237H19V235H18ZM43 237V236H42ZM89 237H91V236H89ZM97 237H99V236H97ZM116 237V236H115ZM129 237V238H130ZM0 239V244H2L1 243V240H5V241H7L6 239ZM41 238V237H40ZM47 238V239H48ZM128 238V239H129ZM130 238V240H132ZM139 238L141 239V237L139 236ZM138 238V239H139ZM8 239V238H7ZM84 239H86L87 241L85 242V240ZM90 239V238H89ZM93 239H95V238H93ZM114 239V238H113ZM118 239V238H117ZM127 239V238H126ZM136 240L135 241V243L132 241V243H134L135 244V246L137 247V246H141V248H142V246H145L146 247V249H148L147 247H149V248H152V247H156V248H158L159 250H164V249H167L168 247L166 246V245H164V244H162V243H157V245H153V242H150V240H148V241H144L143 239H139V240ZM145 239H147V238H145ZM162 239V238H161ZM13 240V239H12ZM15 240V239H14ZM13 240V241H14ZM100 240V239H99ZM106 240H107V238H106ZM160 240V239H159ZM158 240V241H159ZM168 240V239H167ZM21 241V240H20ZM49 241V240H48ZM104 241H105V239H104ZM157 241V240H156ZM12 241H10L9 243H11ZM17 242H18V240H17ZM56 242V241H55ZM76 242V243H75ZM110 242V241H109ZM125 242V241H124ZM5 243V245H6V242H3V244ZM14 243V242H13ZM23 243H25V241H23ZM58 243V242H57ZM96 243H98V242H96ZM123 243V242H122ZM122 243H119L118 241H111V243H101L100 245H99V243H98V245H97V247L95 248L96 250H98V252H99V249H102V251H104V250H106V252H108V251H110L111 249L112 250H119V249H123V250H125L124 248V245L122 244ZM165 243V242H164ZM169 243V242H168ZM19 244V243H18ZM20 244H22V243H20ZM19 244V246H21ZM26 246H27V241H26ZM63 244H64V242H63ZM90 244H91V242H90ZM173 244V243H172ZM12 244H10V246H11ZM33 246H35V244H32ZM133 245V244H132ZM169 245V244H168ZM4 245H2V247H3ZM8 246V247H7ZM9 245H6V247H7V250H9V249H11L12 247L13 248H15L14 246H12L11 248H9L10 247ZM18 246V245H17ZM23 246H25L24 244H23ZM25 246V247H26ZM40 246V245H39ZM127 246V245H126ZM173 247H174V245H172ZM171 246V247H172ZM24 247V248H25ZM30 247H31V244H30ZM29 247V248H30ZM38 247V246H37ZM41 247V249H42V247L43 246H40ZM39 247V248H40ZM91 247V246H90ZM136 247H133V249L134 248H136ZM9 248V249H8ZM12 248V249H13ZM23 248V247H22ZM23 248V249H24ZM28 248V249H29ZM35 248H36V246H35ZM38 248V249H39ZM138 248V247H137ZM3 249H6V248H4L3 247ZM17 249V248H16ZM26 249V248H25ZM31 249H34V248H31ZM31 249H30V252H31ZM37 248H36V251L38 250ZM45 249H47V248H45ZM87 249H88V247H87ZM110 249V250H109ZM132 249V248H131ZM157 249V250H158ZM173 249V248H172ZM18 250H20V248L18 249ZM42 250H44V247H43V249ZM82 250H84V249H82ZM95 250V251H96ZM117 250V251H118ZM135 250V249H134ZM133 250V251H134ZM153 250V249H152ZM156 250V249H155ZM169 250H171V249H169ZM101 251V250H100ZM120 251V250H119ZM13 252H14V250H13ZM16 252V251H15ZM39 252V251H38ZM47 252V251H46ZM63 252V251H62ZM65 252V251H64ZM84 252H86V251H84ZM89 252H90V250H89ZM129 252V251H128ZM136 252V251H135ZM5 254H6V252H4ZM12 253V252H11ZM37 253V252H36ZM35 253V254H36ZM100 253V252H99ZM102 253V252H101ZM111 253V251L109 252V254ZM113 253V252H112ZM116 253V252H115ZM16 254V253H15ZM97 254V253H96ZM104 254H106L105 252H104ZM114 254V253H113ZM1 255H4V254H1ZM10 255V254H9ZM12 255V254H11ZM26 255V254H25ZM38 255V254H37ZM101 255V254H100ZM115 255V254H114ZM19 256V255H18ZM12 257V256H11ZM174 262H175V260H173ZM188 261H191V260H188ZM159 262H161V261H159ZM167 261H164V263L165 264H171V263H166ZM193 262V261H192ZM141 263V262H140ZM145 264H146V262H144ZM163 263V262H162ZM161 263V264H162ZM185 263V262H184ZM187 264L189 263V262H186ZM185 263V264H186ZM129 264V263H128ZM136 264V263H135ZM137 264H139V263H137ZM142 264H143V262H142ZM148 264V263H147ZM150 264V263H149ZM155 264V263H154ZM179 264V263H178ZM190 264V263H189ZM193 264V263H192Z\"/></svg>", "mask_w": 264, "mask_h": 264}]
</instances>
